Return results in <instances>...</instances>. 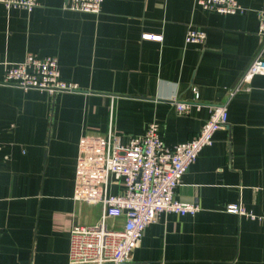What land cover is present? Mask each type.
<instances>
[{
	"label": "crops",
	"instance_id": "1",
	"mask_svg": "<svg viewBox=\"0 0 264 264\" xmlns=\"http://www.w3.org/2000/svg\"><path fill=\"white\" fill-rule=\"evenodd\" d=\"M38 1L31 11L0 3V264H69L73 226L101 213L74 199L81 136H106L112 125L127 143L154 121L167 145L186 141L209 109L179 113L171 100L194 101L196 92L229 112L176 189L200 210L160 214L128 264H264V74L241 83L264 46V0H239L245 11L235 14L194 0H104L99 13ZM189 26L206 30L204 44L186 42ZM28 52L56 55L79 89L2 83ZM123 188L112 179V192ZM230 203L254 216L227 211Z\"/></svg>",
	"mask_w": 264,
	"mask_h": 264
},
{
	"label": "built area",
	"instance_id": "2",
	"mask_svg": "<svg viewBox=\"0 0 264 264\" xmlns=\"http://www.w3.org/2000/svg\"><path fill=\"white\" fill-rule=\"evenodd\" d=\"M104 0H67L65 7L82 12L99 13ZM205 11L224 14L244 12L239 0H194ZM7 8L33 10L38 0H0ZM259 35L264 37V7L257 11ZM144 38L161 39V34L144 33ZM187 43L204 44L206 30L189 26ZM264 74V46L245 71L241 83ZM25 90L36 88L51 94L74 92L76 82L65 80L56 55L39 56L28 52L20 62L6 67L1 81ZM238 88L231 91L233 95ZM179 113L207 107L209 117L194 137L167 145L159 124L151 122L143 135L124 143L111 125L106 136L85 133L79 142L76 163L74 199L98 205L101 213L94 224H75L70 234L69 264H128L133 251L140 246L149 224L160 214L177 213L194 216L197 202L175 197L183 175L197 160L201 151L214 143L215 133L228 123V104H205L172 98ZM112 179L123 185L118 193L111 191ZM226 210L254 216L244 206L230 203ZM120 220L122 222H120Z\"/></svg>",
	"mask_w": 264,
	"mask_h": 264
}]
</instances>
